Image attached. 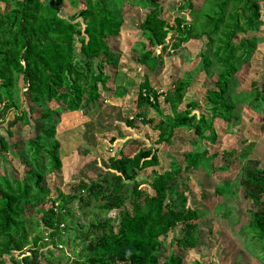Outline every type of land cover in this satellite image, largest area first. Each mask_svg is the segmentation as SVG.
I'll return each mask as SVG.
<instances>
[{
	"label": "trees",
	"instance_id": "trees-1",
	"mask_svg": "<svg viewBox=\"0 0 264 264\" xmlns=\"http://www.w3.org/2000/svg\"><path fill=\"white\" fill-rule=\"evenodd\" d=\"M0 1L4 3L0 9V101L13 111L15 123L23 122L33 132L31 110H19L15 103L19 97V78L32 101H59L68 111H76L82 103L90 104L100 97L98 84L105 88L108 79L105 65L117 68L120 58L119 53L109 48L107 38L119 35L123 23L119 14L126 0H68L77 11L66 17L55 2ZM110 1L117 5L116 9L110 7ZM165 1L128 3L147 10L138 25L143 39L132 45L136 62L154 72L164 65V49L179 48L191 39L202 40L205 50L198 55V65L173 82L172 90H156L148 74H143L135 108L147 106L158 120L147 117L145 111L126 117L127 133L121 137H128L129 129L148 124L157 132L153 143L133 153L119 151V156H109V172L102 179L81 178L69 192L59 190L56 198L47 199L49 191L41 186L44 169L41 174L34 172L37 169L32 164L34 158L43 155L49 169H59V142L54 137L53 126L42 130L51 139L49 146L41 142L38 133L29 136L25 146L32 156L31 164L26 158L25 161L32 167L21 179L0 173V264H7L4 255H10L11 264H40L44 247L48 248L44 250L49 257L56 247L62 255V246L78 238L82 246L75 253L73 264H183L177 250L202 244L196 233L204 211L191 205L186 187L178 189L176 181L180 173L185 170L192 174L201 169L210 176L216 169L230 168L237 160L239 184L253 208L244 230H249L250 240H255L256 246L264 251V165L258 158L250 157L253 143L246 146L240 143L239 150H223L221 157L227 162L220 166L213 163L218 152L211 151L207 145L218 138L214 128L216 119L227 124L239 119L235 112L237 103L247 104L255 112L264 106V81L259 88L231 98L235 74L257 48L258 38L254 33L262 24L259 3L264 4V0H204L200 8H194L191 0H181L180 8L188 9L191 19L174 16L172 24L161 14ZM238 34L242 36L237 39ZM210 56L221 68L215 74L214 88L205 87L203 92L210 113L207 117L197 111L196 101L190 100L184 107L181 104L197 73L211 67ZM160 98L168 106L171 117L164 115ZM181 128L195 135L192 149L182 155V162L169 154L168 168L152 174L149 180L139 177L141 170L158 165L159 147L169 146ZM5 132L0 133V152L11 158L20 157L9 138L11 131ZM114 141L110 137L108 144ZM225 182L215 187L216 195L230 193ZM75 201L80 207L91 206V221L87 228L79 225L72 234L71 205ZM47 202L49 205L45 206ZM112 210L118 214L114 225L105 216ZM33 212L38 218L31 222ZM217 212L225 217L231 210L221 208ZM29 228L34 230L30 241L27 240ZM44 240L47 241L43 243ZM165 248L168 254L161 259L160 252Z\"/></svg>",
	"mask_w": 264,
	"mask_h": 264
},
{
	"label": "rangeland",
	"instance_id": "rangeland-1",
	"mask_svg": "<svg viewBox=\"0 0 264 264\" xmlns=\"http://www.w3.org/2000/svg\"><path fill=\"white\" fill-rule=\"evenodd\" d=\"M42 1L55 2L61 15L65 17L77 11L68 0ZM129 1L126 0L122 7V13L119 14L123 20L119 35L107 38L109 48L113 52L119 53L120 58L117 68L105 65L104 72L108 74V79L105 88L98 84L100 97L97 100L90 104L82 103L76 111L64 109L63 103L59 101H32V98L25 93L26 86L19 78V97H15L17 99L15 103L19 110L21 108L31 110L34 123L33 132L25 123H15L13 111L4 107L5 102L0 101V133L5 134L6 129L11 131L9 138L12 139L16 152L20 154V157L11 158L8 154L0 152L1 174H6L9 178L21 179L24 177L26 170L32 167L30 165L32 156L27 152L26 140L29 136L34 137L38 133L41 136V142L49 146L51 139L46 137L42 131L49 126L54 127V137L59 142L58 155L61 167L57 170L49 169L47 159L43 155L34 158L32 164L37 169L34 172L41 174L42 168L44 169L41 186L49 191L47 199L56 198L59 190L69 192L81 178L85 180L102 179L109 172L107 168L109 156H119V151L133 153L139 147L151 146L157 132L148 124L141 125L137 129H129L128 137H121V134L127 133L124 125L126 117L143 111L147 113V117H155V112L147 106L135 108L137 87L143 74H148L150 83L156 90L161 92L172 90L173 82L181 78L184 72L198 65V55L205 50V46L202 40L196 39H191L176 49L169 46L162 51L164 65H160L154 72H149L136 62L132 51L133 43L143 39L138 25L147 10L133 7L128 4ZM203 1L191 0L194 8H200ZM180 2L181 0H166L163 4L161 14L170 24L173 23L174 16L191 19L188 9L180 8ZM259 4L262 24L259 31L254 33L258 38L257 48L253 51L250 59L243 63L235 74L231 90L233 99L242 96V92L252 91L255 87L259 88L264 81V4L263 2ZM3 7L4 3L0 1V9L2 10ZM110 7L116 9L117 5L110 1ZM241 36L238 34L236 38ZM173 42V37H171L169 43ZM211 59V67L197 73L181 104V107H184L188 101L194 100L199 106L197 111L207 117L210 116V113L204 102L203 92L205 87L214 88L215 74L221 68L212 57ZM252 83H256V85L253 86ZM159 100L164 115L171 117L168 106L162 102V98ZM235 112L239 119L230 124L221 119L214 121L218 138L213 144H207L211 151L218 152V156L213 162L214 165H224L227 160L222 159V151L231 148L239 150L240 143H243V146L253 143L250 157L258 158L260 164L264 165V106L260 111L255 112L247 104L239 102L235 105ZM155 120L158 118L155 117ZM110 137L115 138L111 145L108 144ZM194 139L193 131L179 129L172 137L169 146L159 147L158 165L141 170L138 172V176L149 180L152 174H159L168 168L169 154L182 162V155L192 149L191 144ZM25 158L30 161V164L25 161ZM238 168L237 160L231 164L230 168L216 169L210 176L201 169L195 170L192 174L185 170L180 173L176 181L178 189L183 190L186 187L191 205L199 211H204L203 217L199 219L200 227L196 233L202 244L188 250H177L183 264H196V262L200 264H264V251L256 246L255 240H250L249 230H244L245 224L252 218L250 210L253 208L250 200L244 197L243 188L239 184ZM188 176H190L189 180ZM222 182H225L230 189V193L225 196L216 195L214 192L215 187ZM91 203L95 202L91 201ZM48 205L49 202L45 203V206ZM90 208L89 205L80 207L77 201L73 202L71 209H73L74 216L70 226L72 234L76 232L79 225H83L84 228L88 227V222L91 221ZM221 208L229 209L231 212L222 217V214L217 212L221 211ZM25 214L28 213L25 211ZM32 214L30 221L34 222V219L38 218V214H34V212ZM117 215L116 210H112L105 216L110 217L111 224L114 225ZM208 228H211L212 231L207 232ZM33 231L29 228L28 241L31 240ZM81 246V241L78 238L73 243L62 246V255L57 247L53 248L52 257L45 254L44 248H48L44 247L39 263L48 264L55 261L58 264H73L75 253L80 250ZM166 254H168L167 248L162 249L159 256L162 259ZM4 256L5 262L11 264L10 255Z\"/></svg>",
	"mask_w": 264,
	"mask_h": 264
}]
</instances>
